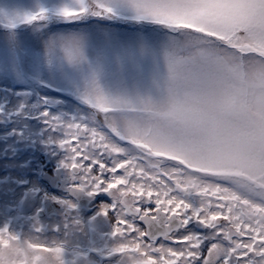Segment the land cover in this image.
<instances>
[{"label": "snow or ice", "instance_id": "1", "mask_svg": "<svg viewBox=\"0 0 264 264\" xmlns=\"http://www.w3.org/2000/svg\"><path fill=\"white\" fill-rule=\"evenodd\" d=\"M9 106L97 210L0 225V264H264V0H0Z\"/></svg>", "mask_w": 264, "mask_h": 264}, {"label": "rangeland", "instance_id": "2", "mask_svg": "<svg viewBox=\"0 0 264 264\" xmlns=\"http://www.w3.org/2000/svg\"><path fill=\"white\" fill-rule=\"evenodd\" d=\"M14 111L15 110L9 106V108L5 109V114L0 115V139L9 138L13 140L14 137L28 136L27 145H29V151L31 153L28 155L26 154L27 156L24 155V157L29 160L33 158L24 164L23 169L18 168L19 159L17 158L14 159V162H9L8 164L12 170L11 178L16 183V194L11 201L13 206L8 205L7 201L0 196V225L8 223L12 225L14 229H23L30 226L35 219H39L40 222L44 224L55 223L57 220L62 219L66 211L64 205L59 203V201L67 200L61 199L59 194L50 193L49 190L46 189V184L41 179L42 171L44 170L42 168L45 166L41 167L42 161L39 159V156H43L46 159L47 166L51 165L50 163L64 164L67 159L66 153L52 142L54 139H58V137L51 133L42 121L24 115H14ZM48 172L50 173L51 171ZM19 180L28 181L29 185H17ZM27 198L28 206H23L22 204ZM48 202H52L58 210L59 215L57 217L49 219L47 217L48 215L45 216L41 213L33 217L30 215L28 217H22V215L27 212L26 208L29 207V211L32 213L33 211L37 212L40 207H44V204ZM21 205L24 210L20 209ZM91 208L92 211L95 212L97 210V204L93 202ZM16 214H18V216ZM82 214L84 213L81 212V215ZM69 259L71 264H76L75 255L70 253Z\"/></svg>", "mask_w": 264, "mask_h": 264}, {"label": "flooded vegetation", "instance_id": "3", "mask_svg": "<svg viewBox=\"0 0 264 264\" xmlns=\"http://www.w3.org/2000/svg\"><path fill=\"white\" fill-rule=\"evenodd\" d=\"M27 138L28 136L25 137H14L13 140H10L9 138H2L0 139V196L3 197V199H5V201H7V204L10 206H13L11 201L13 200L15 194H16V183L14 182V180H12L11 178V172L12 170L9 167V162H14V159L17 158L18 160V168L19 169H23L24 164L29 162L30 160H32V158L27 159L26 157H24V155H28L29 153H31L29 151V145H27ZM26 155V156H27ZM33 156V154H32ZM39 159L42 161L41 167H43L42 169H44L42 172L43 173H47L51 176H56L57 171L62 169V173L61 176L59 177L61 179L62 182H64V186L68 189H73V184H74V180H73V174L68 170L65 169L63 167V164H54V163H50L51 165H47L46 166V159L43 156H39ZM26 160V161H25ZM13 169V166H12ZM48 171H51L50 173ZM40 172V173H42ZM39 173V174H40ZM42 173V175H43ZM29 185V182H25L23 180H19L17 182V185ZM46 189L49 190V192H53V193H57L59 194V197L61 199L73 202L75 204L78 205L77 201L72 200L70 198V196L65 193L63 190H61L59 187L56 190H52L51 188H49L47 185H45ZM105 201H107V199L105 198ZM95 202V201H94ZM51 202L45 203L44 207H40L39 211L37 212H30L29 211V207L26 208L27 212L22 215V217H28L30 216H35L36 214H42L47 216L49 219H52L53 217H57L59 215L58 210L55 208L54 204V208L53 211L51 213L47 212V205H49ZM96 203V202H95ZM28 198L26 200H24L23 202V206H28ZM20 207L21 210L22 206ZM41 206V205H40ZM92 206V205H91ZM91 206L86 209L83 210L80 207L81 212H83L84 214H82L85 218L88 217V215L92 214V208ZM18 216V214H16ZM15 215V216H16ZM16 216V217H17Z\"/></svg>", "mask_w": 264, "mask_h": 264}, {"label": "water", "instance_id": "4", "mask_svg": "<svg viewBox=\"0 0 264 264\" xmlns=\"http://www.w3.org/2000/svg\"><path fill=\"white\" fill-rule=\"evenodd\" d=\"M61 173H62V169L57 171L56 176L45 174L42 179H44V182L47 183L52 190H56L59 187L65 193L69 194V196L73 200L77 201L81 208L87 209L91 205L93 200H90L84 194L75 192L73 189L65 188L64 182H62L61 179L59 178L61 176ZM46 209L48 213H51L53 211V207L50 204L47 205Z\"/></svg>", "mask_w": 264, "mask_h": 264}, {"label": "bare ground", "instance_id": "5", "mask_svg": "<svg viewBox=\"0 0 264 264\" xmlns=\"http://www.w3.org/2000/svg\"><path fill=\"white\" fill-rule=\"evenodd\" d=\"M35 158H37V157H35Z\"/></svg>", "mask_w": 264, "mask_h": 264}]
</instances>
